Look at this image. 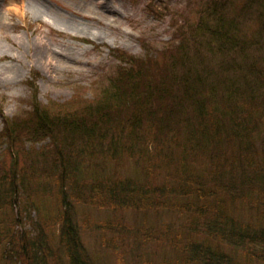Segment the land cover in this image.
Here are the masks:
<instances>
[{
	"label": "rangeland",
	"instance_id": "rangeland-1",
	"mask_svg": "<svg viewBox=\"0 0 264 264\" xmlns=\"http://www.w3.org/2000/svg\"><path fill=\"white\" fill-rule=\"evenodd\" d=\"M219 17L236 21L228 30L239 35L241 40L264 42V0H0V133L4 130L5 118H12L20 128L23 126L21 134H25L31 130L32 123L38 122L36 112L40 107L50 106L53 111L61 113V118L63 112L73 114V108L88 103L94 93V97H98L101 89L98 87L108 82L104 76L114 61L116 49L134 56L159 58L162 55L158 54L168 48L167 52L174 55L183 46L188 47L189 52L195 51L198 41H204V44L205 41H219L221 34L211 33ZM199 19H205L204 25L209 24V30L204 31V26L192 34ZM214 48L206 46L213 53L204 50V58L217 67L218 59L214 54L219 53L217 56L224 60L223 56L228 57L229 53H223L226 51L222 49L216 52ZM167 57L169 60L168 54ZM154 60L148 63L155 65ZM221 72L228 76L232 71ZM166 102L159 106V111L164 109ZM261 111L260 133L255 139L264 134V110ZM42 135L47 138L39 142L37 138L30 140L26 136L21 140L25 150L20 144V156H13L16 172L23 174L26 186L22 194L16 195L17 203L12 210L15 216L12 221L20 220L19 224L13 227L10 218L0 211L3 228L7 231L13 227L16 237L22 234L34 237L37 234L34 223L43 229L49 249L40 254L42 260L39 264H72L59 241L58 213H64L61 206L63 194L69 204L66 209L73 213L84 256L91 264H221V260L224 264H264L263 258L232 245L229 233L218 230L220 225L211 222L218 220L213 210L221 209L231 219L228 225L232 226L233 218L239 223L264 227V216L256 212L258 208L247 199L224 194L218 203L203 201L205 204L201 205L195 198L197 193L194 195L186 190L171 195L169 190L151 196L155 207L140 208L108 203L106 194L93 198L88 189L92 182L105 181L104 185H107L117 179H130L144 187L164 182L170 188L159 168L150 174L142 172L140 163L145 161L135 158L133 152L136 149L130 153L121 152L124 158L115 160L114 168L101 155L92 158L83 153L72 155L71 152L72 161L78 162L79 166H72L66 174L62 194L58 185L61 181L58 162L50 158L43 162L32 151L40 146H50L49 137L53 138V134L48 137L46 131ZM233 141L232 149L219 147L220 153L202 151L194 155L192 148L187 150L198 167L206 172L202 175L204 181H208L209 173L222 169L219 167L231 165L227 160H232L230 155L236 154L239 145ZM32 146L33 149L28 151L27 147ZM150 146L153 147L151 143ZM1 153L8 163L7 150L0 148ZM158 159L150 161L153 166ZM171 168L172 177H181L177 168ZM221 174L229 176L228 171ZM72 184L76 189L80 185L77 194L82 199L77 200L78 196L69 192ZM158 197L162 200L155 201ZM195 238L198 244L205 241L204 247H198V255L192 251L190 257L195 258L188 259L180 249L184 244L197 243ZM3 240H0V264H22L23 260L30 264L25 258L18 260L15 253L6 252L7 245ZM206 255L215 261L205 260Z\"/></svg>",
	"mask_w": 264,
	"mask_h": 264
},
{
	"label": "trees",
	"instance_id": "trees-1",
	"mask_svg": "<svg viewBox=\"0 0 264 264\" xmlns=\"http://www.w3.org/2000/svg\"><path fill=\"white\" fill-rule=\"evenodd\" d=\"M217 20L216 28L211 33H220L219 41H205V44L204 41H198L199 46H195L193 52H189L186 46L181 48L177 45L180 49L174 55L167 52L170 49L168 48L158 54L164 55L163 57L152 58V55L134 56L123 49H116L113 53L114 61L105 73L108 75L104 74L107 84L98 87L101 88L100 94L97 93L98 97L95 98L94 93L88 103L73 108V114L63 112L60 118V112H54L50 106L44 105L36 112L38 122L32 123L31 130L25 134H21L23 126L20 128L12 118L4 119L0 148L7 150L10 161L6 163L2 153L0 154V211H4L3 215L10 218L13 227L20 222L12 221L15 217L13 207L17 203L16 195L22 194L26 187L23 174L16 172L13 156H20L22 139L29 136L30 140L37 138L39 142L47 138L42 135L46 131L48 137L51 133L54 136L49 137L50 146H40L38 150H32L33 146L27 149L40 156L43 162L49 158L58 162L61 169L60 175L58 174L61 181L58 185L62 194L66 174L72 166H79L78 162L74 163L71 159L74 153H83L92 158L101 155L114 168L113 162L123 157L121 152L130 153L136 149L133 152V155L136 153L135 158L145 161L140 163L141 168L143 166L141 171L150 174L159 168L170 188L164 182L157 186L144 187L130 179H117L107 185H104L105 181L92 182L88 189L94 195L93 198L98 194L105 197L106 194L108 203L146 208L156 206L151 196H158L169 190L171 195L181 194L186 190L194 195L197 193L195 198L201 205L208 201L218 203L222 195L228 194L247 199L258 208L256 212L264 216V134L261 133L260 139L254 138L260 133L263 114L261 110H264V42L243 41L236 33L229 32V27L236 23L233 18L219 17ZM204 24L205 19H199L192 34L202 30ZM207 29L209 30V24L204 27V31ZM209 44L215 46V51L222 49L226 51L223 53H229L228 57L223 56L224 60L217 56L219 53L214 54L218 59L217 67H214L211 60L205 61L204 54L210 51L206 49ZM212 53L213 51L211 55ZM167 54L169 60H166ZM152 59H156L155 65L148 63ZM221 70L232 72L224 76ZM164 102V109L159 111V106ZM233 140L239 145L236 154L230 155L232 160H227L231 165L219 167L224 170L209 173L208 181H204L202 175L206 172L198 167L187 150L192 148L194 155L202 151L220 153L219 147L232 149ZM21 147L25 150V146ZM157 157L159 159L155 167L151 162H155ZM172 166L178 169L181 177L176 179L170 175L169 168L173 171ZM223 171H228L229 176L222 175ZM76 188L72 184L69 192L77 195V200L82 199L77 194L81 189L80 185ZM62 198L64 213H58L60 244L72 264H91L87 262L81 248V237L74 225L73 213L66 209L69 206L67 197L63 194ZM160 200L162 198H155V201ZM213 211L218 220L211 222L220 225L218 230L229 233L232 245L264 259V227L239 223L233 218L231 226L228 225L231 219L221 209ZM1 221L0 240L4 238L3 242L7 245L5 251L15 253L18 260L25 258L30 264H39L42 260L40 254L49 249L48 238L43 229L38 227L40 225L34 223L37 230L34 237L28 236L29 234L16 237L13 227L6 231L2 225L4 221ZM211 222L209 221V226H212ZM195 240L197 242V238ZM177 241L181 242V239ZM201 242L184 244L180 250H183L188 259L195 258L190 257V254L192 251L196 254L198 247H204L202 244L205 241ZM204 258L215 261L210 255ZM224 263L221 260V264ZM22 264H25L24 260Z\"/></svg>",
	"mask_w": 264,
	"mask_h": 264
}]
</instances>
